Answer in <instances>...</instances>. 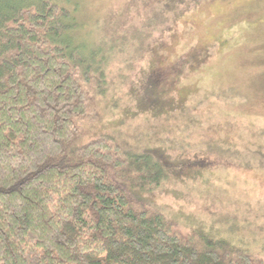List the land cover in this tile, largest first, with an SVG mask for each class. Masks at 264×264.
<instances>
[{"label":"rangeland","instance_id":"374dc122","mask_svg":"<svg viewBox=\"0 0 264 264\" xmlns=\"http://www.w3.org/2000/svg\"><path fill=\"white\" fill-rule=\"evenodd\" d=\"M72 1L103 59L82 140L150 153L165 177L137 196L264 259V0Z\"/></svg>","mask_w":264,"mask_h":264},{"label":"trees","instance_id":"16d2710c","mask_svg":"<svg viewBox=\"0 0 264 264\" xmlns=\"http://www.w3.org/2000/svg\"><path fill=\"white\" fill-rule=\"evenodd\" d=\"M72 3L0 0V264H264L137 196L165 177L150 153L82 140L103 69Z\"/></svg>","mask_w":264,"mask_h":264}]
</instances>
